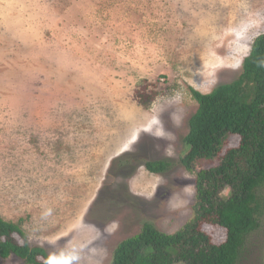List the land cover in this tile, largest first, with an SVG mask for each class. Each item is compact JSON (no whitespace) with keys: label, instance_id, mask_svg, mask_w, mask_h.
I'll list each match as a JSON object with an SVG mask.
<instances>
[{"label":"rangeland","instance_id":"obj_1","mask_svg":"<svg viewBox=\"0 0 264 264\" xmlns=\"http://www.w3.org/2000/svg\"><path fill=\"white\" fill-rule=\"evenodd\" d=\"M260 34L264 0H0V218L57 264H110L146 222L181 229L208 167L181 164L190 90L233 81ZM160 160L163 173L144 166ZM261 224L262 260L241 264H264Z\"/></svg>","mask_w":264,"mask_h":264},{"label":"trees","instance_id":"obj_2","mask_svg":"<svg viewBox=\"0 0 264 264\" xmlns=\"http://www.w3.org/2000/svg\"><path fill=\"white\" fill-rule=\"evenodd\" d=\"M190 93L197 109L188 120L181 164L188 171L208 164L195 173L193 216L170 235L144 223L137 235L117 244L110 264H241L252 254L262 260V250L253 251L249 241L264 220V34L252 41L233 81L208 94ZM232 136L237 146L223 151ZM216 159L220 163L210 166ZM144 166L160 174L171 163ZM202 223L224 229V241L214 244L200 230ZM12 234L24 243H14ZM10 256L26 264H57L40 247L29 246L18 224L0 218V258Z\"/></svg>","mask_w":264,"mask_h":264},{"label":"snow or ice","instance_id":"obj_3","mask_svg":"<svg viewBox=\"0 0 264 264\" xmlns=\"http://www.w3.org/2000/svg\"><path fill=\"white\" fill-rule=\"evenodd\" d=\"M65 264H66V262H65Z\"/></svg>","mask_w":264,"mask_h":264}]
</instances>
